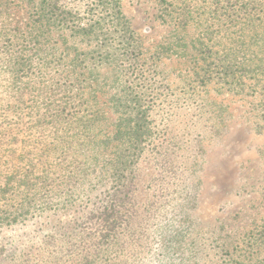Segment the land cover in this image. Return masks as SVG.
Here are the masks:
<instances>
[{
	"label": "rangeland",
	"instance_id": "obj_1",
	"mask_svg": "<svg viewBox=\"0 0 264 264\" xmlns=\"http://www.w3.org/2000/svg\"><path fill=\"white\" fill-rule=\"evenodd\" d=\"M41 1L0 0V264H264V0Z\"/></svg>",
	"mask_w": 264,
	"mask_h": 264
},
{
	"label": "trees",
	"instance_id": "obj_2",
	"mask_svg": "<svg viewBox=\"0 0 264 264\" xmlns=\"http://www.w3.org/2000/svg\"><path fill=\"white\" fill-rule=\"evenodd\" d=\"M49 1L52 2L50 3L51 5L49 11L50 17L54 22H56L58 25L62 27L69 28L71 31L75 32L76 35L88 34L91 37L95 36V29L101 25V21L103 19L99 18L98 20L100 21H93V18H88L85 19L86 22L82 24L81 23L82 19L80 17H74L73 20L72 18H70V16H68V14H65L64 12H62L61 15H56L55 11L65 10V8L62 7L61 5V0H49ZM45 2L46 0L41 1L39 6H42ZM93 2L94 3L92 4V6H95V10L98 9L97 7L102 5L109 8L110 11L109 22L113 27L126 29V23L124 21L123 16L120 13L119 4L117 0H93ZM41 10L42 9H40L39 12L36 11V15L38 17ZM92 16H96V15H92ZM259 22L261 23L262 21ZM133 137L134 138L137 137L135 131L133 133ZM37 162L33 163L32 161H30L28 163L29 164L28 167L30 168L29 173L31 175H33L36 171ZM125 198H127V196L125 195L124 191L121 189H117V187H115L114 191L106 197L103 205L100 207L102 209L97 213L99 217L95 219L93 215L91 216V219L95 220L94 223L95 232L96 235L99 238H101L100 241L116 236L119 237V234L121 233L119 231L123 229L124 226L122 225L125 224V220L123 218V212H121L122 211L121 208L123 207L126 200ZM93 236L94 238L96 237L95 235Z\"/></svg>",
	"mask_w": 264,
	"mask_h": 264
}]
</instances>
